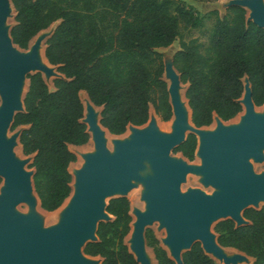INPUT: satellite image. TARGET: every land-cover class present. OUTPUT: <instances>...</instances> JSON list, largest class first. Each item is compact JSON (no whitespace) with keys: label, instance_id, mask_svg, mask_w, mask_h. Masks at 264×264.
<instances>
[{"label":"trees","instance_id":"16d2710c","mask_svg":"<svg viewBox=\"0 0 264 264\" xmlns=\"http://www.w3.org/2000/svg\"><path fill=\"white\" fill-rule=\"evenodd\" d=\"M213 2L215 0H201ZM14 23L12 42L26 49L40 30L57 21L44 41L46 61L62 77L52 78V88L41 74H28L22 98L23 111L14 114L9 130L24 126L18 135L22 155H32L33 190L42 210L57 209L70 193L68 165L75 155L68 145H84L89 138L80 121L83 107L79 91L100 108L99 123L110 134H122L127 125L139 126L148 119L149 87L160 89L155 104L162 120L170 117L163 66L157 48L170 45L178 36L179 24L196 28L203 15L178 0H11ZM232 20L217 17L209 47L212 57L199 52L196 40L180 41L172 55L173 68L182 84L184 98L195 127L208 126L216 115L222 121L241 111L239 98L246 77L255 106L264 103V28L245 21L244 9L227 7ZM157 61L154 69L150 63ZM196 139L188 133L173 149L191 161ZM105 210L113 219L97 223V240L87 242L83 253L99 256V264H136L123 243L131 217L125 197L109 199ZM242 216L248 224L234 226L230 219L213 225L217 243L252 257V264H264V204L248 207ZM117 234L113 249L111 236ZM156 264H175L157 239L144 232ZM180 264H219L201 250L199 243L181 254Z\"/></svg>","mask_w":264,"mask_h":264},{"label":"water","instance_id":"95a60500","mask_svg":"<svg viewBox=\"0 0 264 264\" xmlns=\"http://www.w3.org/2000/svg\"><path fill=\"white\" fill-rule=\"evenodd\" d=\"M231 6L244 9L246 22L264 28L263 0H227L224 8ZM9 17L14 23L11 0H0V264H99L101 258L84 254L83 247L97 240V223L110 220L106 200L124 197L137 185L143 208L129 210L133 218L125 240L136 264H151L144 231L153 223L156 230L163 229L160 243L175 264L181 263V254L196 242L219 264L247 262V255L240 251L225 253L211 229L213 222L223 219H230L234 226L248 224L243 210L264 204V171L252 168V162L264 159V103L253 104L247 78H242L237 121H222L214 115L211 128L195 127L191 122L184 98L186 85L184 105L172 56L162 62L171 111L169 131H161L150 114L142 125H127L125 136L110 134L99 123L100 108L95 110L87 98L88 103H81L80 121L92 148L78 153L80 165L68 170L70 193L57 208L56 221L44 226L43 216L35 211V205L40 206L32 186L33 169H26L32 155L21 158L13 151L24 126L11 133L9 127L14 114L23 111L28 74L40 73L45 84L49 78L62 77L43 54L44 41L56 25L37 32L27 48L21 49L10 38L13 23H6ZM40 49L47 64L40 61ZM188 133L195 136L193 155L198 163L172 154ZM188 173L198 176L199 183L211 187V192L191 187L181 191ZM20 204L27 209H17Z\"/></svg>","mask_w":264,"mask_h":264},{"label":"rangeland","instance_id":"374dc122","mask_svg":"<svg viewBox=\"0 0 264 264\" xmlns=\"http://www.w3.org/2000/svg\"><path fill=\"white\" fill-rule=\"evenodd\" d=\"M178 1H180V3H182L184 6H187L191 9L196 10L200 15H203L202 24H201V26L196 27V28H191V27L185 26L183 24H179L178 36L176 37V39L170 45L156 49L157 51H159L162 54L161 55V63L163 62L164 59L171 57L179 49V42L180 41L187 42L191 39L196 40V42L198 43L200 54H202L204 57H207V58L212 57L213 54H212V51L209 47V37H210V32H211V29H212V26H213L215 19L217 17H219V18L226 17L228 20H232V13H230L226 10L227 7L224 8V5H225L227 0H215L213 2H202L201 0H178ZM12 23H13V21L11 19L9 21V24H12ZM56 23H57V21L51 23L47 27V29H51L54 25H56ZM156 63H157V61L150 63V65H149L150 69H154L156 66ZM161 79L163 80L162 74H161ZM51 80H52V78H49L46 82L48 88H52ZM164 83H165V89H166L167 83L165 81H164ZM181 85L185 87L186 84L181 83ZM83 93L85 94V92L80 91L79 92L80 96L83 95ZM148 93H149V98H150L148 115H150V114L154 115L157 126H159L161 124H163V125L167 124L169 122V120L171 119V113H170V117L168 120H162L160 112L155 111V104H158L160 97H161L160 89L158 87H155V86H150ZM167 101H168V96H167ZM235 121H237V116L233 117L228 122H235ZM213 125H214V122L212 120V122L208 128L213 127ZM18 128L19 127H16L14 130H16ZM14 130H10L9 133L13 132ZM126 133H127V129H125V131L122 134L118 135V137H123L126 135ZM91 148H92L91 142L89 140L84 145H81V146H73V145L69 146V150L72 151L75 155V161L71 162L68 165V170H70L72 168H77L80 165L81 158L79 157L78 153L89 151V150H91ZM108 148H110V144L108 145ZM172 154L178 155L180 153L175 152ZM262 154L264 156V149L262 150ZM18 156L21 158L24 157L22 155L19 147H18ZM185 160L189 163H198V159L194 155H193V159L191 161H188L187 159H185ZM252 168L255 172L264 171V159L259 163H253L252 162ZM26 169H29V168L26 166ZM188 187L199 188L206 193H209L212 190L211 187H203L198 181V176H196L194 174H190V173L186 174L185 181L180 184V190L184 191ZM140 189H141L140 185H137V186L131 188L127 192V194L124 196L127 199V201L129 202V210L132 207H136L138 209L143 208V203H142V201L139 200ZM110 199H112V198H110ZM108 200H106V202H108ZM259 205H261V203H259ZM22 210L25 211L24 206L22 207ZM57 211L58 210L56 209V210H53V211H50V212H47L44 214V217H43V225L44 226L52 224L56 221ZM130 217H131V219L133 218L131 215H130ZM111 219H113L112 216L110 217V220ZM215 223H216V221L211 224L212 231H213V225ZM129 229H130V226H129ZM146 230H148L157 239L159 246L163 248V246L160 243V238L164 236L163 229L156 230V223H153L152 225L147 226L145 228V231ZM128 232H129V230H128ZM128 232H127V234H128ZM116 235L117 234H113L111 236V242H112L113 249L116 248V244H117ZM126 235L123 237V240H122L124 244H125ZM145 248L149 251V253L152 257L151 263L156 264V261L154 259L151 248L148 247L147 245ZM225 248L229 249L231 252L236 250L232 247H225ZM247 259H248L247 262H243L241 264H252L253 263L254 259L252 257L247 256Z\"/></svg>","mask_w":264,"mask_h":264},{"label":"bare ground","instance_id":"6f19581e","mask_svg":"<svg viewBox=\"0 0 264 264\" xmlns=\"http://www.w3.org/2000/svg\"><path fill=\"white\" fill-rule=\"evenodd\" d=\"M263 3H264V0H263ZM11 20V18L9 17V18H7V20H6V23L7 24H9V21ZM39 57H40V61L42 62V63H45V64H47L46 63V61H45V59H44V57H43V55H42V49H40V51H39ZM183 88H184V86H180V89H179V94H180V99H181V101L183 102V104L185 105V100H184V98H183ZM79 99H80V101H81V103L82 104H85V103H88V99H87V97H86V95L83 93V95H81L80 96V94H79ZM186 107V106H185ZM94 109L95 110H97L98 108L97 107H94ZM187 109V108H186ZM239 114L240 113H238V114H236L235 116H237V119H238V116H239ZM187 116H188V110H187ZM234 116V117H235ZM170 124H171V119L169 120V122L167 123V124H165V125H163V124H161V125H159L158 126V128L161 130V131H169L170 130ZM105 137L107 138V147H108V145H109V143H108V141H109V135L107 134V132L105 131ZM90 141V140H89ZM91 142V141H90ZM18 147L19 146H15L14 148H13V151H14V153L16 154V155H18ZM91 147H92V143H91ZM81 153V152H80ZM65 201V200H64ZM64 203V202H63ZM132 204V203H131ZM25 207V210L27 209L26 208V206L24 205V204H20V205H18L17 206V209H19V210H21V211H24V210H22V207ZM59 209V208H58ZM57 209V210H58ZM56 210V209H55ZM35 211H37L38 213H40L43 217H44V214L45 213H47V211H44V210H42V209H40L39 207H38V205L36 204L35 205ZM128 234H129V232H128ZM128 234L126 235V237H125V240L127 239V237H128ZM224 251H225V253H230L231 251L229 250V249H227V248H224ZM145 252H146V254H147V256H149V259H150V262H152V257H151V255H150V253H149V251L147 250V249H145ZM152 264V263H151Z\"/></svg>","mask_w":264,"mask_h":264},{"label":"crops","instance_id":"0c3cea01","mask_svg":"<svg viewBox=\"0 0 264 264\" xmlns=\"http://www.w3.org/2000/svg\"><path fill=\"white\" fill-rule=\"evenodd\" d=\"M69 146H72V145H68V148H69Z\"/></svg>","mask_w":264,"mask_h":264}]
</instances>
